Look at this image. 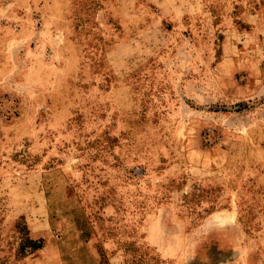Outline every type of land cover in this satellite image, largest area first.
Here are the masks:
<instances>
[{"label":"rangeland","instance_id":"rangeland-1","mask_svg":"<svg viewBox=\"0 0 264 264\" xmlns=\"http://www.w3.org/2000/svg\"><path fill=\"white\" fill-rule=\"evenodd\" d=\"M0 264H264V0H0Z\"/></svg>","mask_w":264,"mask_h":264},{"label":"trees","instance_id":"trees-1","mask_svg":"<svg viewBox=\"0 0 264 264\" xmlns=\"http://www.w3.org/2000/svg\"><path fill=\"white\" fill-rule=\"evenodd\" d=\"M29 241H31V240H29ZM30 243H32V244H30V249H38V248H41L42 247V240H39V241H31ZM26 249V246L25 245H22L21 246V251H24Z\"/></svg>","mask_w":264,"mask_h":264}]
</instances>
